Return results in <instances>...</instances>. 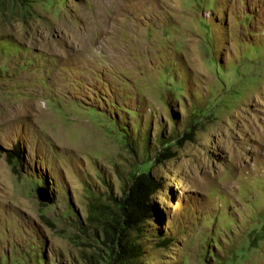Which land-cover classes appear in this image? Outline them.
Listing matches in <instances>:
<instances>
[{
	"label": "rangeland",
	"instance_id": "1",
	"mask_svg": "<svg viewBox=\"0 0 264 264\" xmlns=\"http://www.w3.org/2000/svg\"><path fill=\"white\" fill-rule=\"evenodd\" d=\"M142 173L133 264H264V0H0V264L97 263Z\"/></svg>",
	"mask_w": 264,
	"mask_h": 264
},
{
	"label": "trees",
	"instance_id": "2",
	"mask_svg": "<svg viewBox=\"0 0 264 264\" xmlns=\"http://www.w3.org/2000/svg\"><path fill=\"white\" fill-rule=\"evenodd\" d=\"M157 183L150 174H139L119 199H114L116 215L104 220L100 254L94 264H133L138 256L136 247L128 239L139 226L152 217L151 195Z\"/></svg>",
	"mask_w": 264,
	"mask_h": 264
},
{
	"label": "water",
	"instance_id": "3",
	"mask_svg": "<svg viewBox=\"0 0 264 264\" xmlns=\"http://www.w3.org/2000/svg\"><path fill=\"white\" fill-rule=\"evenodd\" d=\"M37 198L41 201V202H45V203H51L50 198L48 197L47 193H45L44 189H38L37 192Z\"/></svg>",
	"mask_w": 264,
	"mask_h": 264
}]
</instances>
